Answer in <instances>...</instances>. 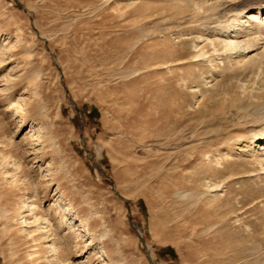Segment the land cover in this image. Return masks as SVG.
<instances>
[{"label":"rangeland","instance_id":"374dc122","mask_svg":"<svg viewBox=\"0 0 264 264\" xmlns=\"http://www.w3.org/2000/svg\"><path fill=\"white\" fill-rule=\"evenodd\" d=\"M260 6L0 0V264H264Z\"/></svg>","mask_w":264,"mask_h":264},{"label":"bare ground","instance_id":"6f19581e","mask_svg":"<svg viewBox=\"0 0 264 264\" xmlns=\"http://www.w3.org/2000/svg\"><path fill=\"white\" fill-rule=\"evenodd\" d=\"M229 26L230 27H228V29H226V30L224 29L225 31L223 30L224 31L223 35L226 36V38L228 39V47L233 48L232 45L236 42L237 39L245 37V35L243 36V34L245 32H247V30H249V29L246 30V26H248L247 28H253L254 27V29H255L256 26L257 27L259 26L262 29L264 28V6H262V7L260 6V7H257V8H254V7L247 8V10L244 13H242V15L237 16L236 22L233 25H229ZM262 29H260V30H262ZM256 31H258V30L256 29ZM262 32H264V31H262ZM253 36H254V34H253ZM253 36H251V37H253ZM248 37H249V34H248ZM248 37H247V39H248ZM251 37H249V39ZM245 39H246V37H245ZM250 40H253V39H250ZM258 40H259V38H258ZM244 42H245V44H247L246 41H244ZM250 42L248 40V44H250ZM248 44H247V48L246 49H250V45L252 46V43L250 45H248ZM255 44H256V42H255ZM255 44H253V46H255ZM263 47H264V43H263ZM263 52H264V48H263ZM262 55H264V54L262 53ZM253 56H251V59H252ZM256 134L259 137H262L264 135V129L258 131ZM263 149H264V147H263ZM36 227L37 228H41V227L38 226V223L36 224Z\"/></svg>","mask_w":264,"mask_h":264}]
</instances>
